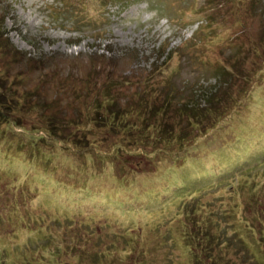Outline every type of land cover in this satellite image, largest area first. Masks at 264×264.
Wrapping results in <instances>:
<instances>
[{
    "label": "rangeland",
    "instance_id": "374dc122",
    "mask_svg": "<svg viewBox=\"0 0 264 264\" xmlns=\"http://www.w3.org/2000/svg\"><path fill=\"white\" fill-rule=\"evenodd\" d=\"M101 1L0 0V264H194L182 207L198 196L234 236L214 264H264V204L246 200L264 181V0ZM108 74L120 106L169 83L241 99L180 154L197 131L154 149L110 126ZM70 234L105 245L82 259Z\"/></svg>",
    "mask_w": 264,
    "mask_h": 264
},
{
    "label": "trees",
    "instance_id": "16d2710c",
    "mask_svg": "<svg viewBox=\"0 0 264 264\" xmlns=\"http://www.w3.org/2000/svg\"><path fill=\"white\" fill-rule=\"evenodd\" d=\"M101 3L103 4L104 0H102ZM72 6V3L69 4V6H66L61 16L64 13H68L69 18L73 21L75 17L79 18L74 11H81V9L74 8L75 10H73ZM80 20L81 19L79 18L73 22L78 24L80 23ZM9 44L10 43L8 42L3 43V47L6 48L8 52L11 50L9 49L11 47ZM226 68L219 70L217 73H222L223 71L224 74H221V76L226 73L231 75V72L229 74V71L227 70L228 68ZM241 75L243 76V74ZM244 77L249 81L248 74H245ZM106 79L107 80H105L106 82L102 86L101 91L100 89H97L96 98L97 101H104L103 105H105L107 111L104 119L110 121V126L115 127L113 121L119 122L120 125H122L119 129L132 131L129 133H133L136 142L141 139L144 143H150L154 149L161 148L160 146H164L172 141L178 140L183 142V138H185L188 132L197 131L192 135L190 140L193 142L192 144L189 146L185 145L186 143L181 144V150L183 152H179L180 154L186 153L191 145L197 143L199 140V134L208 132L216 123H218L219 120L231 113V111L237 107L241 99L238 100L233 96H225V94H220L213 89H208V87H205V85L198 82L193 84L189 89H186V86L183 88H175V86L173 87V85L169 83L168 86L162 84L159 89H155V85H153L155 88L150 86L147 89H143L138 92L135 99L131 98L126 102L125 106H120L118 101L120 95L113 90L114 86L117 84L116 78L111 77V75L108 74ZM123 81L127 83L129 82V79L124 78ZM225 81L228 83L229 80ZM250 89L251 86L245 88L244 94H248ZM152 90L157 91L155 100L152 99L154 98L151 95L152 93L148 92ZM184 91L187 92L184 93ZM30 97L32 96L26 97V99ZM41 100L42 99L37 100V105H42ZM172 108L174 109V112L173 114H169L168 112H170ZM174 116V119L171 118ZM49 120L51 123L53 121L55 124L58 123L56 122L55 116H49ZM238 192L244 197L246 196L245 193L248 194L246 190H238L235 193ZM258 197H261L262 199L260 203L264 204V181L262 182V180L257 189L246 198V200L251 199V201H247L250 212L253 211V213H257L259 211L257 206L252 204L253 199L258 200ZM199 198L201 197H193L183 202L182 208L187 224L186 241L190 245L194 264H214L218 262L219 259L223 258V255L228 251L225 250L224 247L229 246V249L232 248L234 245V243H232L234 236L223 229L219 218L220 212L218 210L214 211L213 209L209 210V204L201 202V199ZM224 210L226 213L227 207ZM259 213L261 212L259 211ZM256 219H261L264 226V216ZM235 224H239L238 217L234 218V225ZM67 236L71 237L70 242L73 243V248L81 250L78 257L82 259L84 256H93L94 259H96L97 255H94L93 251H100V246L105 245L104 243L98 244L91 252L84 249V245H86L85 240L90 239L92 244L97 240L92 239V237L80 239L74 237L75 235L72 234ZM235 237L238 240V245L241 240L246 242V239L240 233H237ZM75 239L78 240L75 242ZM262 239L264 241V235H262ZM110 243L112 242L110 241L107 245ZM217 244L224 246L219 249V259L216 257L217 255L215 253ZM240 248L243 249L245 255L249 258H251L250 254L253 256L255 255L254 251H249L247 245H242ZM258 248L260 251L259 256L264 259V248L261 247L259 243ZM195 249H197V252ZM100 261L103 260H96V262ZM219 264L234 263L227 261L220 262Z\"/></svg>",
    "mask_w": 264,
    "mask_h": 264
}]
</instances>
